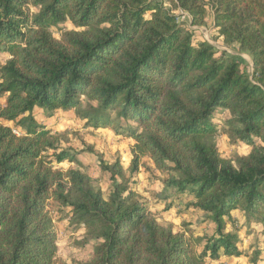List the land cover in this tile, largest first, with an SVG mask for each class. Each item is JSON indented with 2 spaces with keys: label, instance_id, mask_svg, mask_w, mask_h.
<instances>
[{
  "label": "trees",
  "instance_id": "1",
  "mask_svg": "<svg viewBox=\"0 0 264 264\" xmlns=\"http://www.w3.org/2000/svg\"><path fill=\"white\" fill-rule=\"evenodd\" d=\"M210 18L212 38L250 56V74L198 35ZM0 47V264H55L53 207L95 240L78 264H209L243 254L232 212L264 228V0H0ZM35 108L130 134V174L103 164L104 196L80 167L54 168L81 163ZM217 115L246 154L220 155ZM141 156L214 225L200 251L133 190Z\"/></svg>",
  "mask_w": 264,
  "mask_h": 264
},
{
  "label": "rangeland",
  "instance_id": "2",
  "mask_svg": "<svg viewBox=\"0 0 264 264\" xmlns=\"http://www.w3.org/2000/svg\"><path fill=\"white\" fill-rule=\"evenodd\" d=\"M184 22H187L185 20ZM63 28H72L70 24L61 25ZM208 28H200L198 35L208 40L214 47L224 49L229 54L236 55L243 70L249 74L252 71L250 56L238 46L225 45L214 41ZM55 38L60 37V31L52 29ZM9 58V54L0 47V65ZM34 117L51 130L58 139L57 145L73 151L80 161L81 166L63 160L54 164V168L67 169L80 167L92 179L95 186L101 189L104 196L111 190L109 174L102 169L106 163L116 160L122 165L126 175L130 174L131 159L133 157L134 139L127 132L116 134L111 127L93 128L81 119L74 110H55L53 112L35 108ZM225 116H215L213 122L216 126L214 142L222 157L234 159L238 155L246 154L249 145L234 144L226 134ZM11 125V123H5ZM129 124H133L129 122ZM259 142V141H258ZM48 150L47 154L51 155ZM133 190L141 199L148 202L150 208L157 216L158 221L172 226L174 231H182L189 239L192 248L201 250L202 241L196 243L198 238H205L214 229V225L207 220L206 215L196 209L193 199L185 194L179 196L175 202L174 190L167 185L165 174L160 172L148 156H141L138 161V171L132 175ZM175 203V206H171ZM238 225L239 248L241 256H222L218 260L206 261L209 264H252L256 259L257 264H264V228L256 222H246L239 211L232 212ZM53 219L57 229V251L55 264H78L89 260L92 255L95 240L86 241L83 228L69 220L67 210L53 207ZM227 225V230H231Z\"/></svg>",
  "mask_w": 264,
  "mask_h": 264
},
{
  "label": "crops",
  "instance_id": "3",
  "mask_svg": "<svg viewBox=\"0 0 264 264\" xmlns=\"http://www.w3.org/2000/svg\"><path fill=\"white\" fill-rule=\"evenodd\" d=\"M208 24H209V29H210V31H211V34L213 33V31H214V28L212 27V19L210 18L209 19V21H208ZM200 28H208V27H206V26H202V27H199V29ZM213 40L214 41H217V42H222L223 43V41H222V39L221 38H213ZM225 44V43H224ZM213 45V44H212ZM226 45V44H225ZM214 46V45H213ZM231 46H236V45H231ZM217 48V47H216ZM217 49H220V50H224V49H221V48H217ZM227 52V51H226ZM252 66V65H251ZM178 200V199H177Z\"/></svg>",
  "mask_w": 264,
  "mask_h": 264
},
{
  "label": "built area",
  "instance_id": "4",
  "mask_svg": "<svg viewBox=\"0 0 264 264\" xmlns=\"http://www.w3.org/2000/svg\"><path fill=\"white\" fill-rule=\"evenodd\" d=\"M175 13L177 14V19L179 21H185L186 19H188V15L181 10H177L175 11Z\"/></svg>",
  "mask_w": 264,
  "mask_h": 264
}]
</instances>
